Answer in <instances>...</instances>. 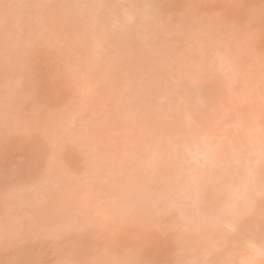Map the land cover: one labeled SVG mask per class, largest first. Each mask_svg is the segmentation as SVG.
<instances>
[{
  "label": "bare ground",
  "instance_id": "obj_1",
  "mask_svg": "<svg viewBox=\"0 0 264 264\" xmlns=\"http://www.w3.org/2000/svg\"><path fill=\"white\" fill-rule=\"evenodd\" d=\"M0 264H264V0H0Z\"/></svg>",
  "mask_w": 264,
  "mask_h": 264
}]
</instances>
